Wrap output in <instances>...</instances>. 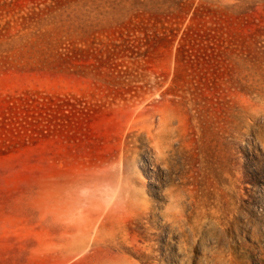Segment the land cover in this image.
<instances>
[{"label": "rangeland", "instance_id": "1", "mask_svg": "<svg viewBox=\"0 0 264 264\" xmlns=\"http://www.w3.org/2000/svg\"><path fill=\"white\" fill-rule=\"evenodd\" d=\"M57 2L0 0V264H264V0Z\"/></svg>", "mask_w": 264, "mask_h": 264}, {"label": "trees", "instance_id": "2", "mask_svg": "<svg viewBox=\"0 0 264 264\" xmlns=\"http://www.w3.org/2000/svg\"><path fill=\"white\" fill-rule=\"evenodd\" d=\"M64 1L66 0H59L56 4L58 5L57 7H60ZM21 101L22 99L20 97L15 96H9L4 99L3 103H5V113L7 114L4 116L2 121L0 120V130H6L7 132H14L17 130Z\"/></svg>", "mask_w": 264, "mask_h": 264}]
</instances>
